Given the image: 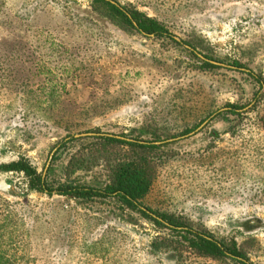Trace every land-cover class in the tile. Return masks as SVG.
Listing matches in <instances>:
<instances>
[{"label":"rangeland","instance_id":"374dc122","mask_svg":"<svg viewBox=\"0 0 264 264\" xmlns=\"http://www.w3.org/2000/svg\"><path fill=\"white\" fill-rule=\"evenodd\" d=\"M116 1L179 39L201 40L220 64L238 60L264 78V0ZM195 64L185 51L111 24L92 0H0V163L24 157L43 172L67 135L145 127L173 136L199 125L163 141L176 144L144 204L216 236L233 235L253 264H264V88L238 72L203 73ZM5 65L15 70L9 80ZM45 69L55 80H74L63 105L67 120L40 103ZM227 104L246 106L244 117L212 121ZM163 236L113 202L48 198L29 191L23 174L0 175V256L11 264H232L154 247Z\"/></svg>","mask_w":264,"mask_h":264},{"label":"trees","instance_id":"16d2710c","mask_svg":"<svg viewBox=\"0 0 264 264\" xmlns=\"http://www.w3.org/2000/svg\"><path fill=\"white\" fill-rule=\"evenodd\" d=\"M92 8L94 13L113 25L126 31H133L146 40L185 51L195 60V67L200 72L213 73L219 69L234 71L247 76L260 89L264 88L263 76L256 75L242 62L233 60L227 63V68L211 63L225 61L204 50L201 40L187 41L177 38L165 24L134 6H123L116 0H92ZM46 43L61 56L69 54L67 50L63 52L59 50L63 45L61 43L55 41ZM7 65L4 70L7 73L5 77L9 80L15 70L8 69ZM61 67L63 73L72 72L71 67L66 65ZM42 72H46L47 75L42 83L45 95L40 102L45 106V113L63 121L67 120L69 114L63 105L67 104L66 98L69 96L67 88L73 85L74 80L69 78L68 80V75L65 77L62 75L60 78L57 76L55 80V77L50 76L51 69ZM14 82L15 78L12 85ZM255 95L256 101L259 91ZM31 101H35L34 98ZM225 108L227 110L217 113L212 121L222 119L234 122L241 120L245 115L243 110L246 106L227 104ZM230 116L234 119L229 118ZM198 126L186 127L179 135H188ZM82 134L86 136L77 138L75 135H67L55 146L56 152L46 173V169L39 172L30 160L19 157L9 162H1L0 175L23 174L28 182L29 191L41 193L48 198L59 196L80 204L113 202L138 219L155 225L163 233L164 236L154 245L156 248L167 249L176 255L190 251L201 257L229 261L232 264H253L235 236H216L206 228L196 227L172 213L159 212L144 204V200L152 191L160 168L167 162L169 152L166 149L176 144L156 143L179 135L170 136L169 132L145 127L133 128L127 133L124 130L116 133L97 129ZM81 174L84 176L95 174L96 177L85 180L80 177ZM0 264H11V260L0 256Z\"/></svg>","mask_w":264,"mask_h":264},{"label":"water","instance_id":"95a60500","mask_svg":"<svg viewBox=\"0 0 264 264\" xmlns=\"http://www.w3.org/2000/svg\"><path fill=\"white\" fill-rule=\"evenodd\" d=\"M197 55H198L201 59H204V57L201 56V55H199L198 53H197ZM211 63H213V64H215V65H218V66L228 67V66H226V65H222V64H220V63H216V62H211ZM207 123H208V121L205 122V124H203V126H202L200 129H202L205 125H207ZM191 135H194V134H191ZM84 136H86V135H85V134H78V135H75V137H77V138H78V137H84ZM172 141H173V140H171V141H169V142H172ZM162 143H165V142H158V143H156V144H157V145H160V144H162ZM55 152H56V150H54V152L52 153V155H51V157H50V161H49V163H48V165H47V167H46L45 173L47 172V170H48V168H49V166H50V162H51V160H52V158H53Z\"/></svg>","mask_w":264,"mask_h":264}]
</instances>
